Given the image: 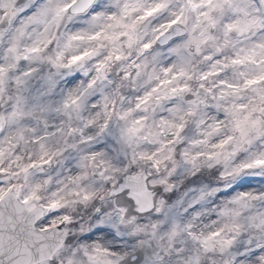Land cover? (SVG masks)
I'll return each instance as SVG.
<instances>
[{"label": "clouds", "instance_id": "clouds-1", "mask_svg": "<svg viewBox=\"0 0 264 264\" xmlns=\"http://www.w3.org/2000/svg\"><path fill=\"white\" fill-rule=\"evenodd\" d=\"M0 264H264V0H0Z\"/></svg>", "mask_w": 264, "mask_h": 264}]
</instances>
